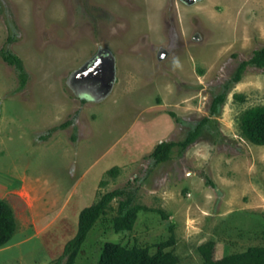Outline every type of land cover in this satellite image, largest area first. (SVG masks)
<instances>
[{"label": "rangeland", "instance_id": "obj_1", "mask_svg": "<svg viewBox=\"0 0 264 264\" xmlns=\"http://www.w3.org/2000/svg\"><path fill=\"white\" fill-rule=\"evenodd\" d=\"M262 46L264 0H0V50L26 73L21 85L0 53V198L17 222L0 264H64L81 210L114 188L135 192L133 228L116 229L114 199L75 264H98L106 242L154 253L171 240L178 264H203L208 240L214 258L264 245V145L238 127L264 106V69L232 81ZM203 117L154 163L157 143Z\"/></svg>", "mask_w": 264, "mask_h": 264}, {"label": "trees", "instance_id": "obj_2", "mask_svg": "<svg viewBox=\"0 0 264 264\" xmlns=\"http://www.w3.org/2000/svg\"><path fill=\"white\" fill-rule=\"evenodd\" d=\"M0 53L5 62L17 69L20 83L23 85L26 81V73L22 60L9 49H1ZM248 65L264 69V46L254 49L248 60L239 62L232 77L234 83L242 79L244 70ZM226 95L227 91L214 95L209 106L212 115L217 113L220 106L224 104ZM234 97L243 98V95L234 93ZM208 121L209 117H203L181 141H161L157 143L150 154L154 163H161L170 159L175 146L185 149L193 143ZM69 122L66 121L61 126H65ZM238 127L241 138L257 145H264V106L248 108L241 112L238 117ZM44 136L41 137L46 138ZM119 171L118 166H113L106 171V174L115 177ZM100 184H105V181L101 180ZM134 194L133 189L114 188L104 192L90 206L83 208L79 214L77 232L64 246V264H75L79 250L88 233L111 207V202L114 199H119L118 216L115 222L116 229L131 230L137 216ZM16 227L17 222L12 206L7 200L0 198V247L12 238ZM171 244V240L160 242L156 251L150 253L147 247H126L120 243L106 242L98 264H178L176 257L171 251L166 250ZM214 246L215 241L213 240H208L198 245V252L203 258V264H264V245H251L243 251L226 254L220 258H214Z\"/></svg>", "mask_w": 264, "mask_h": 264}]
</instances>
